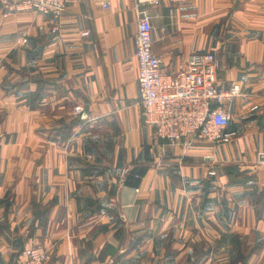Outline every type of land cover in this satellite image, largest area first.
Masks as SVG:
<instances>
[{
  "label": "crops",
  "instance_id": "1",
  "mask_svg": "<svg viewBox=\"0 0 264 264\" xmlns=\"http://www.w3.org/2000/svg\"><path fill=\"white\" fill-rule=\"evenodd\" d=\"M67 2L59 23L0 6V264L37 245L48 264H264V0ZM137 10L163 72L214 52L251 95L228 143L144 123Z\"/></svg>",
  "mask_w": 264,
  "mask_h": 264
},
{
  "label": "built area",
  "instance_id": "2",
  "mask_svg": "<svg viewBox=\"0 0 264 264\" xmlns=\"http://www.w3.org/2000/svg\"><path fill=\"white\" fill-rule=\"evenodd\" d=\"M145 1L151 5L161 3V0ZM103 5L108 7L109 3ZM0 6L6 17L35 12L52 15L59 23L68 9V2L0 0ZM137 11L136 56L144 123L153 127L156 136L170 147L182 142L228 143L232 134L225 130L233 118L229 106L235 99L249 100L251 95L239 84L219 85L221 62L214 52H193L184 69L176 73L163 72L162 60L152 48L151 14L148 10ZM58 29L56 25L54 32ZM80 34L88 37L90 30H82ZM210 174L214 176L215 172ZM51 257L49 248L37 245L20 251L12 264H48Z\"/></svg>",
  "mask_w": 264,
  "mask_h": 264
}]
</instances>
